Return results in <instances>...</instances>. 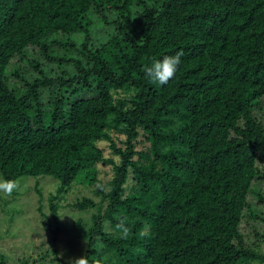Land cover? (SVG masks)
I'll return each instance as SVG.
<instances>
[{"label":"trees","instance_id":"obj_1","mask_svg":"<svg viewBox=\"0 0 264 264\" xmlns=\"http://www.w3.org/2000/svg\"><path fill=\"white\" fill-rule=\"evenodd\" d=\"M0 175L59 181L53 242L68 187L97 183L69 204L93 210L88 264H264V0H0Z\"/></svg>","mask_w":264,"mask_h":264},{"label":"rangeland","instance_id":"obj_2","mask_svg":"<svg viewBox=\"0 0 264 264\" xmlns=\"http://www.w3.org/2000/svg\"><path fill=\"white\" fill-rule=\"evenodd\" d=\"M19 65L25 63L19 61ZM30 68V66H29ZM12 81V80H11ZM14 82H17L14 80ZM13 83V81H12ZM106 156L110 155L107 142H99ZM117 161V157H114ZM98 177L107 181L112 175L110 165H97ZM0 180H4L0 175ZM21 188L14 191L12 196L4 198L0 194V253L4 255L7 262L11 264H49L48 257L39 258L43 253L52 254L56 250L66 264L81 256H84L86 248V237L81 227L87 229L90 224L92 209H74L70 203L83 196H91L98 200L96 194L97 183L87 185L74 181L61 197L58 214L60 220V231L57 242H53L52 231L45 225V216L48 210L42 207L40 214L39 198L42 204H46V198L59 186V181L50 175L20 176ZM133 180L129 178L127 185H132ZM40 189L41 193L37 191ZM63 218H61V217ZM54 226H52L53 230ZM256 250L264 252V244L256 246ZM250 264H260L256 261Z\"/></svg>","mask_w":264,"mask_h":264},{"label":"clouds","instance_id":"obj_3","mask_svg":"<svg viewBox=\"0 0 264 264\" xmlns=\"http://www.w3.org/2000/svg\"><path fill=\"white\" fill-rule=\"evenodd\" d=\"M183 55V50H180L177 51L175 55H166L162 59L155 60L149 67L145 69L146 76L154 83H159L160 85L166 84L175 76L178 66L181 64V58ZM20 188V180H0V194H3L4 198L11 197L13 192L18 191ZM117 229L122 230V234L124 236H127L130 231V228L126 226L123 221L117 225ZM141 235L148 236V230L145 229L142 231ZM70 264H88V260L85 256H81L70 261Z\"/></svg>","mask_w":264,"mask_h":264}]
</instances>
